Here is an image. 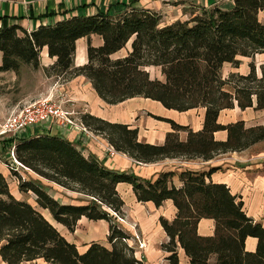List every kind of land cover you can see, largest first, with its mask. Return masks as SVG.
I'll use <instances>...</instances> for the list:
<instances>
[{"label":"trees","instance_id":"1","mask_svg":"<svg viewBox=\"0 0 264 264\" xmlns=\"http://www.w3.org/2000/svg\"><path fill=\"white\" fill-rule=\"evenodd\" d=\"M196 6L190 17L169 24H162L159 12L130 3L116 12L72 15L30 31L16 23L0 26V70L18 73L23 63L37 69L40 50L46 46L55 60L44 67L45 74L63 80L83 75L108 104L142 96L177 111L204 108L202 128L197 131L155 116L171 126L161 144L140 141L137 127L129 123L88 112L79 115L85 127L138 162L175 157L208 160L219 153L239 152L264 140V126H247L244 120L221 124L217 117L220 110L235 104L242 110L251 107L264 113V61L256 66L253 60L264 53V0H230L227 6L212 0L208 6ZM90 34L101 36L102 44L94 46L87 40V60L74 66L75 42ZM127 43L126 53L114 57ZM240 56L252 59L248 71L222 77L223 64L237 68ZM148 66L158 67L162 78L151 77ZM218 130L226 131L224 140L214 138ZM180 131L187 133L185 140L179 139ZM0 141H6L9 148L12 138ZM14 155L29 170L87 199L64 203L38 182L20 177L19 191L35 194V202L69 231L81 217L107 221L109 246L92 241L79 250L36 207L15 198L0 172V258L6 264H37V259L44 264H143L128 243L131 235L111 213H123L119 183L130 184L138 202L150 201L158 207L165 200L172 201L173 218H158L168 237L160 245L166 253L165 264H264V225L246 213L239 195L210 179L217 167L163 171L154 179H145L130 170L105 166L56 134L20 137L14 141ZM5 162L8 166L10 157ZM175 175L178 186L172 181ZM202 218L213 219V234L198 233ZM248 237L256 240L252 250L246 247Z\"/></svg>","mask_w":264,"mask_h":264},{"label":"crops","instance_id":"2","mask_svg":"<svg viewBox=\"0 0 264 264\" xmlns=\"http://www.w3.org/2000/svg\"><path fill=\"white\" fill-rule=\"evenodd\" d=\"M169 1H178L179 7L172 12L170 11V14L167 16L165 11L168 10V8H163V4L169 5ZM187 1L188 0H0V26H7L16 23L27 31H30L41 23H51L63 17H69L72 15L92 14L97 10L116 12L122 9L125 4L130 3L159 12L161 14V20H163L162 24H169L176 20H184L188 18L186 14L182 12V8ZM195 2H200V4L208 6L211 0H195ZM87 40H90V43L94 46L102 44V38L97 34H90L88 37L83 36L78 38L75 42V53L73 58L74 66H79L86 62ZM129 47L130 45L127 43L125 48L115 52L113 56L124 55ZM1 55L2 53L0 51V64ZM238 58L240 59L241 64L242 58L248 57L240 56ZM54 60L55 57H50L47 53L46 46H43L39 53L40 63L37 69H33L30 65L23 63L18 73H15L12 70H0V80L7 82L23 81L26 83L30 79H26L24 76L27 71L39 72L38 74H40L41 77L39 80L37 78L38 76L33 78L34 82L32 87L34 90L30 95L26 96L25 94H20L13 100L5 101V107H9L8 112L13 107L21 106L29 99L32 100L41 95L43 96V94L48 93L47 91L51 94L53 92V87H51V85L53 83H59L58 85H62L61 87H63L59 94H62V89H65V92L63 93L68 96V99L70 100V103H67V108L78 114L75 115L76 118L79 117L80 114L88 112L108 121L129 123L132 126L137 127L138 139L143 142L161 144L164 141L165 134L171 129L168 121L156 119L155 116L170 119L181 125H188L195 131L202 128L204 119L203 107L177 111L165 108L158 101L144 98L142 96H134L115 104H108L96 94L90 80L83 75L74 76L64 80L62 79L61 82H59V78L55 75L45 74L44 67L51 65ZM248 62L245 71H235L233 70L235 67H233L232 70L223 74L221 69L222 77H227L230 72L246 73L248 71ZM151 67L155 66L146 67L148 72ZM154 77L162 78L161 74L160 76ZM48 87H50V90H47ZM252 109L253 108L250 107L242 110L235 104L233 108L220 110L217 121L221 124H227L236 120H244L247 126L254 124H262L264 126V113L261 110H256L260 116H263L259 118V121L248 120L249 110ZM39 134L60 135L79 146L85 155L90 154L98 158L105 166L117 170H130L134 174L145 179H154L163 171H175L178 173L184 169L204 171L208 170L210 167H217V169L210 174V179L213 182L226 184L233 194L239 195L243 201V207L246 213L255 221H259L264 225V151L253 155L249 151L250 149L252 150V148L262 146L264 140L259 141L242 151L219 153L208 160L202 158L175 157L142 163L129 157L125 153L118 151L114 156L110 157L106 151L109 143L102 135H88L81 132L75 126H63L54 121H49L31 127L25 132L20 133L18 137H11V145L20 137ZM186 136L187 133L185 131L179 132L180 140H185ZM225 137V130L214 132V138L217 140H224ZM7 146L6 141H0V154L4 152L2 149L9 150L10 147L7 148ZM254 150L257 152L256 149ZM226 154H231L233 156H230V160L232 162L231 164L235 166L228 168L225 172V159L229 158L225 157ZM3 164V166L7 167L5 162ZM44 181V183H40L41 186L46 189H48V187L51 188V195L61 202L80 203L87 199L83 194L77 191L66 189L47 179ZM172 181L174 185L178 186L180 184L177 175L173 176ZM124 184L128 183L117 184V190L119 191L122 189L129 192L131 185ZM11 193L15 198L23 199L21 195L13 192ZM134 202V210L131 211L132 214L129 217V220H135L134 222L137 224V228L134 230L129 227V234H133L134 231L139 232L144 236L143 239L146 243L145 248L137 249L135 251V255L142 260L143 264H165L164 257L166 253L160 248V245L167 241L168 237L159 224L158 218L160 216L169 220L173 218L175 208L172 201L165 200L162 205L158 207H155L150 201L138 202L135 199ZM38 210L68 241L74 243L79 250H84L87 244L92 241L109 246L107 242V235L109 232L107 221L89 220L85 217H81L78 219L75 229L69 231L64 225L56 222L47 209L40 207ZM197 231L200 235L213 234V219H200L197 225ZM255 243L256 240L254 238L248 237L246 239L247 249H254ZM178 252L181 263L186 262L183 251L179 248ZM0 262L6 264L1 258ZM36 262L37 264H44L42 259H37ZM25 263L30 264L31 262Z\"/></svg>","mask_w":264,"mask_h":264},{"label":"rangeland","instance_id":"3","mask_svg":"<svg viewBox=\"0 0 264 264\" xmlns=\"http://www.w3.org/2000/svg\"><path fill=\"white\" fill-rule=\"evenodd\" d=\"M215 1L217 4H219L221 6H227L230 3V0H215ZM165 3H167V2H165ZM198 4H200V2L198 3V2H195V0H188L185 3V6L182 8V12L184 14H186L187 17H190L191 11L196 10L197 9L196 5H198ZM177 7H179L178 1L177 2L176 1H169V5L163 4V8H168V10L165 11L167 16L170 14V11L172 12L174 9H177ZM260 17H262V16L260 15ZM250 60H252V59L251 58H242V63L239 64V66L237 68H234V69L230 63H225L224 66L222 67V73L226 74L229 70H232V69L235 71H245L247 69V62ZM253 60L256 63V66H258L261 62L264 61V53L256 54L254 56ZM38 73L39 72L27 71L24 76L26 79H29V78L30 79L26 83H24L23 81L7 82V81L0 80V108H1L0 119H3L9 113H11L12 111H14L17 108V107H13L8 112L9 107H5V101L13 100L16 97H18L20 94H25L26 96H28L33 92V90H34V88L32 87L33 82H34L33 78L35 76H38L37 77L38 80L41 79L40 74H38ZM149 74L151 77L160 76L159 69L157 67L149 68ZM59 80H60L59 82H61L62 78H59ZM58 84L59 83H56V84L53 83L51 85V87H53V91H55L54 97L59 96L63 100H65L66 101L64 104L65 108L68 111H72V110H69L67 108V103H70L69 102L70 100L68 99V96H66L63 93V92H65V89H62L63 90L62 94H59L61 92V88H63V87H61L62 85H58ZM47 90H50V87H48ZM47 92L48 93L43 94V96L49 94V91H47ZM41 96H39V97H41ZM36 98H38V97H36ZM28 101H30V99ZM74 113L77 114L76 112H74ZM260 117H263V116L262 115L260 116V114H258V112L255 109L249 110V116H248L249 121H259ZM254 149H256L257 152ZM2 150L4 152H2L0 154V172H2L5 175V177L8 181V184H9L10 191L13 193H17L18 195H21L24 200L31 202L33 204V206L36 207L37 209L40 208V206L35 202V194H33L31 191H28V192L19 191V189H18L19 179L18 178L20 177V180H33L36 183L38 182V184H40L42 182L44 183L45 182L44 180H46V179L44 177L38 175L37 173H35L32 170H29V169L27 170V169H23V168H19V170L16 171V174H14L13 171L9 170V167L3 166L4 165L3 163L5 162L4 159H9V156L7 154L8 149H2ZM249 151L251 152L252 155L253 154H259L260 152L264 151V144H262V146H258L256 148H252V150L250 149ZM230 156L233 157L231 154H226V156H225V157H229V158L225 159V172L227 171L228 168L235 166V165L231 164L232 162L230 160L231 159ZM124 185H128V184H124ZM129 189H130L129 192H127L126 190H122V189L119 190V193H120L122 199L124 200L123 213L120 214V216H118L111 211L113 216H117V217H115L116 223L120 227H122L124 230H126L128 233H129V230H128L129 227L133 228L134 230L137 228V224L134 222L135 220L134 221L129 220V217L132 214L131 211L134 210L133 208H134V203H135L134 202L135 199L133 197L134 195L131 191V188H129ZM46 190L49 193L52 192L51 188H49V187ZM50 194H52V193H50ZM131 199H133V200H131ZM143 238H144L143 235H141L139 232L134 231V233L131 234V238L129 239L128 243L131 246H133L134 250L136 251L137 249L145 248L146 243H145V240ZM139 242H142L143 247L139 246ZM0 264H2V263L0 262ZM20 264H26V263L22 262Z\"/></svg>","mask_w":264,"mask_h":264},{"label":"built area","instance_id":"4","mask_svg":"<svg viewBox=\"0 0 264 264\" xmlns=\"http://www.w3.org/2000/svg\"><path fill=\"white\" fill-rule=\"evenodd\" d=\"M54 92L25 102L6 117L0 119V140L18 137L20 133L25 132L31 127L49 121H54L63 126L72 125L85 134L93 135L94 133L82 124L79 117H75L76 114L74 112L68 111L65 108V100L59 96L54 97ZM106 151L110 157L114 156L117 152L110 145L107 146ZM7 154L10 157L8 166L5 162L7 167L16 171L19 168L28 170L27 167L15 158L14 142L7 151ZM139 246L143 247L142 242H139Z\"/></svg>","mask_w":264,"mask_h":264}]
</instances>
